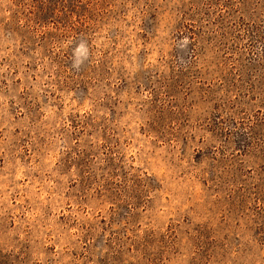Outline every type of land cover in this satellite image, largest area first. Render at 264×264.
I'll return each mask as SVG.
<instances>
[{"label": "rangeland", "instance_id": "1", "mask_svg": "<svg viewBox=\"0 0 264 264\" xmlns=\"http://www.w3.org/2000/svg\"><path fill=\"white\" fill-rule=\"evenodd\" d=\"M0 264H264V0H0Z\"/></svg>", "mask_w": 264, "mask_h": 264}]
</instances>
